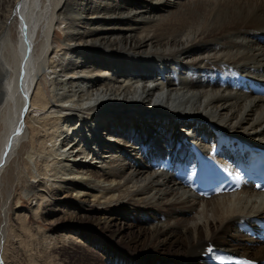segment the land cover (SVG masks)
<instances>
[{
  "label": "bare ground",
  "instance_id": "6f19581e",
  "mask_svg": "<svg viewBox=\"0 0 264 264\" xmlns=\"http://www.w3.org/2000/svg\"><path fill=\"white\" fill-rule=\"evenodd\" d=\"M24 38L29 55L21 87ZM260 38L264 0H0V183L8 167L21 164L15 176L27 187L19 199L40 202L11 222L15 195L9 194L1 207L0 264H11L8 252L17 258L14 249H23L26 239L47 261L59 244L73 243L66 232L49 236L31 224L49 201L61 209L52 214L50 208L48 221L63 215L75 224L95 212V237L88 235L111 264H199L208 243L222 236L224 246L264 259V245L251 244L236 227L264 216V193L243 188L199 199L149 164L152 154L191 131L192 140L206 137L204 145L216 136L264 140V97L218 81L233 69L264 82ZM106 110L124 116L92 117ZM137 110L160 127L149 131L133 118ZM102 130L123 148H107ZM72 195L77 201L67 203ZM88 197L95 211L85 206ZM117 214L141 226L122 246L114 241L124 239L113 230ZM139 247L137 257L126 250ZM161 251L174 258L160 257Z\"/></svg>",
  "mask_w": 264,
  "mask_h": 264
},
{
  "label": "rangeland",
  "instance_id": "374dc122",
  "mask_svg": "<svg viewBox=\"0 0 264 264\" xmlns=\"http://www.w3.org/2000/svg\"><path fill=\"white\" fill-rule=\"evenodd\" d=\"M134 112H137V116L133 117V118L137 119L138 121L146 122V124L149 126V131H154V129H156V127H160L159 126L160 124H156V127H155V125H152L153 121L145 120V119H148V115L145 116V115H143L144 113L139 114L140 111H138V110L134 111ZM121 113L122 112L119 111L118 113L115 114V113H113V111L106 110L104 112H102V111L97 112L96 115L94 113L92 115V117L96 118L97 116H101L104 119H112L111 117L113 114L115 115L116 118H119L118 115H121ZM142 115H143V117H141ZM123 116L124 115H121L120 117H123ZM140 118H143V119H140ZM157 119H158L157 123L159 121L163 120V119H161V116H158ZM154 121H156V120H154ZM72 122L73 123H71V125H74L78 121L73 120ZM62 126H65V124L62 123ZM169 130L170 131L172 130V132H174V131L178 132L181 130L187 131V127H186V129H181L178 126H176V128H175V126H171ZM250 132H252V131H250ZM101 133L102 134L99 136V139H101L102 143L104 145H106L107 148L110 149L112 147L111 145H113V144H115L116 146L118 145V143H114L113 141L111 142L108 140L109 135H108V133H104V130H102ZM191 134H192V131H191ZM262 138L257 139L255 144H263L264 145V140L262 142H259ZM117 147L123 148L122 146H117ZM24 153H25V151H24ZM89 164H90L91 168L95 169V163L93 161L92 162L90 161ZM22 167H23V165H21V164H15V165L12 164L10 166V168L9 167L7 168V171L4 174L2 181L0 183V227H2L1 207L3 206V204H6V201H7L10 193L13 192V195H15V197L12 196V198L9 202V209H11V207H13L14 212H16V213L11 214V216H10L11 222L16 220L17 214L30 213L29 209H32V208H33V210L37 209L38 206L40 205V202L38 204L37 201H29L25 197V195H23L24 197H22V199H19V194L21 193L20 189L24 184L22 183L23 180L22 181L19 180L17 182V178L15 176V173H17L18 171H22ZM20 176L22 177V179L26 178L27 180L28 179L30 180V178H28L24 173L20 174ZM24 187H27V184H25ZM76 201H77V197L75 195L74 196L72 195V196L68 197L66 202L67 203L72 202V204H74ZM44 205L45 204H43V206H42V210L43 209L44 210L39 212V218L40 219H38V221H31V224H33L34 227H36V228H37V225H42L43 228L48 232L49 236H54L59 232H66V234L69 235L70 237H72V240H74V241H72L73 243H70V244L64 243L62 245L59 244V246H57V248L55 250H53L52 258L50 257L49 260L47 261L48 258L46 259V254L42 253L41 249L37 250L34 247H33L34 248V251H33V248L31 249V247H28L30 245L29 244L30 241L28 239H26L27 242L23 246V249H25V250L18 249L17 248L18 246H16L17 249H14V250L19 251L18 254L16 255L17 258L14 259L12 254L8 252V256H9L8 261H10L11 264H38L37 262H39L40 264H43V263L49 264L50 261L53 264L54 263L55 264H111L110 260H108V257L106 256V253L104 251L102 252L101 249H97L94 241L88 235V232H90L91 234H93V237H95V225H96L95 224V212H93L92 214H88L89 219L84 218L85 216H78V218L73 219V220H75V222H77L79 224L70 223L71 221L68 218H66V219H68L66 221L62 220V219H64V218H62L63 215H56L54 217L52 216L53 218L50 219L51 221H48L47 218L52 214L60 213V212H58V210L61 208L55 206V209H54L53 208V201H49L48 205L52 210L51 211L52 214L51 213L49 214L50 208H48L49 210H47V207H45ZM85 206H87V208L93 209L94 211L97 208L95 205V200L93 198H89V197H88V203L85 204ZM17 207H19V208H17ZM115 222L118 224L119 228L114 227L113 230L116 231L117 233L118 232L120 233V238L121 237H122V239L124 238L123 240L115 239L114 241H115L116 245L122 246V245H124L122 241L128 243L129 239L131 237H133L134 235L138 236L137 234L140 233L141 226L139 224H137V222L132 217H127V219H125L121 215L117 214L115 217ZM51 223H53L54 226L57 225L56 227L59 226V228H54ZM27 225H29V223ZM104 233L106 236H109L108 232H104ZM123 235H124V237H123ZM222 237H218V238L214 239L213 241H211L212 245H215L219 248H225V249H230L233 251H238L239 253L246 254L248 256H251L252 258L253 257L254 258L259 257L257 253L253 252V250L250 252L244 253L242 248H240V246H239V248L238 247L237 248L231 247L229 244H228L229 246H224L226 244V241ZM126 238H127V240H126ZM223 243H225V244H223ZM236 244L239 245L238 241L236 242ZM243 244L247 245V247L250 248L249 247L251 245L250 243L244 242ZM71 245H73V246H71ZM126 250L129 251L130 253H132L133 255H135L136 257H137V255H136L137 253H141L144 251V249H141L140 247L134 248V249L133 248L132 249L127 248ZM39 251H40V253H38ZM32 253H34L35 255ZM201 253H204V252H201ZM29 254L31 255V257H34V258H31ZM159 254H160L159 255L160 257L165 256L164 254H167L166 256L168 258H170V259L174 258V257H172V251H170L169 253H164L161 251ZM199 255H200V253H199ZM199 255H198V257H199ZM262 257L264 258V256H262ZM33 259H37L38 261L37 260L35 261ZM153 259H156V258H153ZM43 260L46 262H44ZM34 261H35V263H33ZM139 261H141V260L136 261L135 264H138ZM3 262H4L3 264H6L5 261H3ZM51 262H50V264H52ZM152 262H154V261H148V262L141 261L140 264H142V263L151 264ZM178 263H179L178 260H171L170 261V264H178Z\"/></svg>",
  "mask_w": 264,
  "mask_h": 264
},
{
  "label": "water",
  "instance_id": "95a60500",
  "mask_svg": "<svg viewBox=\"0 0 264 264\" xmlns=\"http://www.w3.org/2000/svg\"><path fill=\"white\" fill-rule=\"evenodd\" d=\"M19 18L22 20V18L19 16ZM22 27H23V29H24V36L26 35V32H25V30H26V25L25 24H23L22 25ZM25 44H27V47H26V49H25V52H24V59H23V61L21 62V64H20V74H21V76L23 77L24 75H25V72H24V67H25V63L27 62V60H28V55H29V45H28V41L27 40H25ZM21 91H22V89H21ZM21 121L22 120H19V123H20V126H21Z\"/></svg>",
  "mask_w": 264,
  "mask_h": 264
},
{
  "label": "snow or ice",
  "instance_id": "6c2138e0",
  "mask_svg": "<svg viewBox=\"0 0 264 264\" xmlns=\"http://www.w3.org/2000/svg\"><path fill=\"white\" fill-rule=\"evenodd\" d=\"M207 251H208V252H212V251H213L212 247L209 246V247L207 248Z\"/></svg>",
  "mask_w": 264,
  "mask_h": 264
}]
</instances>
